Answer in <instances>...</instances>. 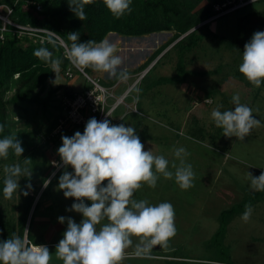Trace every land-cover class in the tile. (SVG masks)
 I'll list each match as a JSON object with an SVG mask.
<instances>
[{
  "label": "rangeland",
  "instance_id": "rangeland-1",
  "mask_svg": "<svg viewBox=\"0 0 264 264\" xmlns=\"http://www.w3.org/2000/svg\"><path fill=\"white\" fill-rule=\"evenodd\" d=\"M262 12L264 2L253 10L230 12L211 22L208 29L212 33L198 30L202 38L197 46L185 53L184 70L187 73L180 81L174 77L176 51L170 48L172 44L164 47L173 31L140 37L107 34L102 39L116 45L117 55L123 59L121 69L127 70L129 75L125 83L111 90L114 97L120 96L123 91H127V94L123 97V103L107 119L112 124L124 123L134 127L145 150H151L154 155H163L169 161V171L173 174L175 168L172 165L175 163L179 166L180 163L174 151L183 147L188 153L184 157L185 163L192 165L195 174L194 186L188 190L180 189L174 176L173 179H165L161 175L154 189L144 185L134 194V199H146L152 205L171 203L175 209L177 234L167 247L153 246L141 255L136 254L139 241L133 237L132 246L126 250L122 264H197L198 259L224 260L225 256H220L216 247L208 246V239L218 226L217 215L241 200L250 199L253 200L251 218L245 222L243 214L234 216L226 225L220 247H224L228 253L229 263L264 264V192L253 191L247 175L249 172L258 177L264 172V83L256 88L238 70L245 43L254 32L264 31ZM220 38L230 42V45L218 41ZM149 58L152 61L145 67ZM143 67L144 74L138 79ZM84 73L106 87L111 85V77L107 73L91 68L85 69ZM159 77L175 80L158 82ZM55 79L53 72L40 96H44L49 88H58L54 96L60 98L67 86L79 89L85 83L78 72L71 79H65L61 67ZM234 94L240 96L241 103L253 109L254 117L261 122V126L253 129L244 141L225 137L211 118V112L217 105H223L221 111L234 108L231 100ZM209 98V104L203 102ZM111 102L112 99H109L108 104ZM132 108L138 113H132ZM39 114V111L29 113L22 120L11 114L9 123L12 131H36L33 144L37 148L27 164L22 157L12 160L9 157L0 158V179L4 181L5 166L18 163L27 167L32 171V176L30 179L21 177L19 183L21 191L31 194L24 184L26 181L36 183L38 177L33 166L40 165L43 158L48 160L50 167L47 170L52 173L46 179L51 181L46 193L48 191L52 206L49 210L45 208L49 202L42 203V207L33 215L30 231L40 235L44 243H53L46 245L53 253L51 264H62L55 256V247L63 238L67 225L59 223L58 217H71L77 223L82 219L81 214L66 211L74 200L65 198L63 191L58 190L60 175L64 171H73L71 167L65 169L62 164L56 167V164H60V157L56 154L62 145L61 136L71 134H62V131L53 133L52 130L50 138H46L50 119L41 118ZM70 129L67 127L65 131ZM52 136H55L53 142ZM21 191L10 200L0 194V217L14 223L20 212ZM176 257L183 262H177L179 259Z\"/></svg>",
  "mask_w": 264,
  "mask_h": 264
},
{
  "label": "clouds",
  "instance_id": "clouds-1",
  "mask_svg": "<svg viewBox=\"0 0 264 264\" xmlns=\"http://www.w3.org/2000/svg\"><path fill=\"white\" fill-rule=\"evenodd\" d=\"M92 2L68 0L70 10L81 21L87 19L85 5ZM103 3L116 19L132 11V0H103ZM67 35L72 43L66 55L78 70L84 72L91 68L120 81L129 78L127 70L121 69L123 59L117 55L114 43L108 40L80 42L78 32ZM34 55L51 64L57 79L62 61L53 58L52 52L44 47L35 50ZM238 70L254 87L260 88L264 83V31L254 32L245 43ZM231 100L233 109L221 111L223 105H217L211 118L225 137L244 141L253 129L261 126V122L254 117L251 107L241 103L238 94ZM106 115L110 117V114ZM4 130L5 125L0 123V133ZM61 140L62 145L57 150L60 164L56 167L62 164L73 171H64L60 175L58 190L63 191L65 198L74 200L66 211L79 213L82 219L77 223L71 217H58V222L66 223L67 227L55 247L56 258L62 264H122L133 237L139 241L137 255L147 253L153 246L167 247L177 234L174 206L169 202L152 205L146 199H134V194L144 185L154 189L161 175L165 179L174 176L182 190L192 188L195 174L192 165L185 163L186 150L183 147L175 149L174 155L180 163L179 166L172 165L175 168L173 174L163 155L145 150L134 127L112 124L107 118L98 121L95 117L86 122L82 133L62 135ZM10 151L22 156L24 149L18 136L0 138V158L7 159ZM27 163L28 158L25 159ZM4 172L3 194L10 200L21 191V177L30 179L32 171L17 163L5 166ZM247 175L250 188L264 192V172L258 177L249 172ZM50 182V179L46 180L44 186ZM27 187L30 189L31 184ZM23 195L27 196L28 192ZM252 211L251 205L246 204L242 215L245 222L251 218ZM25 233H28L27 229ZM52 258L53 253L46 245L30 243L26 235L21 238L13 234L11 238L0 240V264H51Z\"/></svg>",
  "mask_w": 264,
  "mask_h": 264
},
{
  "label": "trees",
  "instance_id": "trees-1",
  "mask_svg": "<svg viewBox=\"0 0 264 264\" xmlns=\"http://www.w3.org/2000/svg\"><path fill=\"white\" fill-rule=\"evenodd\" d=\"M225 1L132 0L130 6L132 9L131 13H126L120 19H116L107 9L103 0H93L91 4L85 5L84 10L87 19L84 21L79 20L70 10L68 0H0V4L2 3L11 9L9 19L12 22L23 26L27 25L52 31L64 41L68 49L72 43L68 40L67 35L70 32H78L80 42H87L88 40L100 42L108 33L124 37H140L152 33L173 31L170 41L164 47L166 48L172 44L170 48L176 51L174 77L176 81H180L187 73L184 70L185 53L197 46L199 40L202 38L201 34H198L197 31L204 30L212 33L208 29L209 24L226 15L213 18L217 13L214 7L224 4ZM201 2L204 3L197 7ZM262 2L264 0H257L234 12L253 10V8ZM194 8L196 9L194 10ZM1 12H4V10H1ZM261 14L264 16V12ZM6 28L11 29L9 26H6ZM180 36L182 37L178 39ZM218 41H223V44L225 43L227 46L230 45V42H225L222 38L218 39ZM41 47L47 48L52 52L53 58H59L62 61L60 66L62 72L70 65L69 61L63 56L61 48L54 43L38 44L27 38L19 39L7 30L2 33L0 39V123L5 125L4 132L0 133V138L7 135L18 136L24 149L22 156H16L14 152L10 151L9 158L11 160L15 157L32 159L37 148L33 144V135L36 134V131L29 129L12 131V126L9 123L11 114L16 119L22 120L29 113L39 111L41 118L50 119L46 128V138L48 139L50 138L51 131L57 125V120L64 118L63 106L60 99L54 96L58 88H49L44 96H40L45 89L46 81L53 74L51 64L40 60L34 55V51ZM152 56L154 57L155 54ZM151 61L152 59L149 58L145 67ZM175 79L159 77L158 82L162 80L172 82ZM87 86L85 82L82 89ZM73 93L71 90H65L64 92L65 95ZM9 109H12L13 113ZM67 127L72 128L69 130L70 132L65 131ZM83 128V126L64 124L59 132L62 131V134L69 133L72 136L76 131L82 133ZM52 137L51 141L53 142L55 136ZM56 156H59L58 153ZM42 160L43 162H40V165L33 166L38 181L36 183L26 181L24 184L25 187L31 184V188H27L32 193L25 196L23 195L25 191H21L20 212L14 223L0 217V240L11 238L13 234L21 238H24L26 235L30 243L46 245L40 235L32 234L30 231L33 215L39 211L42 203L44 201L49 202L45 207L49 210L52 206L48 197V191L46 193L49 184L47 187L44 186L46 179L52 171L49 173L47 170L50 167L48 160H45V158ZM48 164L49 166L44 168ZM50 170L53 169L51 168ZM3 187V180L0 179V194H3ZM246 204L252 205L253 200H241L236 205L220 211L217 215L218 226L208 239V246L216 247L220 252V256L221 254L225 256L224 260L198 259L196 260L197 264H230L228 253L226 254L224 247L220 246L222 245L227 223L234 216L243 214ZM28 215H30L26 228L28 233H25V223ZM177 259H179L177 262H183L180 257Z\"/></svg>",
  "mask_w": 264,
  "mask_h": 264
},
{
  "label": "built area",
  "instance_id": "built-area-1",
  "mask_svg": "<svg viewBox=\"0 0 264 264\" xmlns=\"http://www.w3.org/2000/svg\"><path fill=\"white\" fill-rule=\"evenodd\" d=\"M255 1L257 0H226L224 4L214 7V10L217 12L214 17L234 12ZM1 10H4V12H1ZM10 12L11 9L7 6H0V39L2 33L7 30L19 39L27 38L38 44L48 42L56 44L61 48L63 56L70 64L63 70V77L68 80L73 77L75 72H78L88 85L79 92H74L71 95L62 94L59 98L63 106L64 118L57 120V125L53 129V133L59 132L64 124L85 127L86 122L92 117H95L98 121H102L108 118L106 114L111 115L113 111L123 103V97L127 94V91L123 92L120 96L114 97L111 91L101 85L97 79L89 77L84 72L78 70L71 63L70 59L67 58L66 53L68 47L58 35L43 28L16 24L9 19ZM6 26H9L11 29H7ZM143 74L144 71L140 73L138 79ZM109 99H112L110 104H108ZM206 100L211 101V99H205L203 102L207 103L205 102ZM132 112L136 113V110L132 109Z\"/></svg>",
  "mask_w": 264,
  "mask_h": 264
},
{
  "label": "crops",
  "instance_id": "crops-1",
  "mask_svg": "<svg viewBox=\"0 0 264 264\" xmlns=\"http://www.w3.org/2000/svg\"><path fill=\"white\" fill-rule=\"evenodd\" d=\"M109 35H116V34H109ZM114 79H116V78H114V77H111L109 80L111 81V85H108L107 87L106 86H104V84H101V85H103L104 87H106V88H108L110 91L111 90H115L119 85L118 84H122V83H125V81H120V80H118V79H116V80H114ZM113 82V83H112ZM66 83H67V81H66ZM133 85H131V87H132ZM82 87H83V85L79 88V89H74V88H70L69 86H67V90H71V91H73V92H79L81 89H82ZM123 92H125V91H123ZM123 94V93H122ZM121 94V95H122ZM127 106V108H129V106L128 105H126ZM132 109H134V108H132ZM132 109H131V112H132ZM136 110V109H135ZM114 112V111H113ZM133 113V112H132ZM138 113V111L136 110V113L135 114H137ZM45 244L46 245H48V244H53V243H48V242H45ZM55 244V243H54ZM230 264H234V263H230Z\"/></svg>",
  "mask_w": 264,
  "mask_h": 264
},
{
  "label": "water",
  "instance_id": "water-1",
  "mask_svg": "<svg viewBox=\"0 0 264 264\" xmlns=\"http://www.w3.org/2000/svg\"><path fill=\"white\" fill-rule=\"evenodd\" d=\"M109 34H113V33H108V35H109Z\"/></svg>",
  "mask_w": 264,
  "mask_h": 264
}]
</instances>
